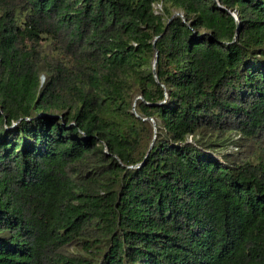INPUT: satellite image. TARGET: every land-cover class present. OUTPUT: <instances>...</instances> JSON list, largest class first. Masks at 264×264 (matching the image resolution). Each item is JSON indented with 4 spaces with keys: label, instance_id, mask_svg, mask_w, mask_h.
Here are the masks:
<instances>
[{
    "label": "trees",
    "instance_id": "1",
    "mask_svg": "<svg viewBox=\"0 0 264 264\" xmlns=\"http://www.w3.org/2000/svg\"><path fill=\"white\" fill-rule=\"evenodd\" d=\"M219 1L0 0V264H264V0Z\"/></svg>",
    "mask_w": 264,
    "mask_h": 264
},
{
    "label": "water",
    "instance_id": "2",
    "mask_svg": "<svg viewBox=\"0 0 264 264\" xmlns=\"http://www.w3.org/2000/svg\"><path fill=\"white\" fill-rule=\"evenodd\" d=\"M217 1H218L219 5H220L221 7H223V8H227L228 10H230V11L235 15V17H236V19H237V22H239V20H238V14H237V11H236V10L231 9L230 7H228V6H226L225 4L221 3L219 0H217ZM177 13L182 14L183 17H184L183 12L177 9V10H174V11L172 12V14L170 15L169 19H170L172 16H174L175 14H177ZM237 32H238V26H237L236 34H237ZM235 36H236V35H235ZM157 53H158V51H157V48H156V50H155V55H154V58H153V67H152L153 70H154V74H155V75H156V60H157ZM134 110H135V108H134Z\"/></svg>",
    "mask_w": 264,
    "mask_h": 264
},
{
    "label": "rangeland",
    "instance_id": "3",
    "mask_svg": "<svg viewBox=\"0 0 264 264\" xmlns=\"http://www.w3.org/2000/svg\"><path fill=\"white\" fill-rule=\"evenodd\" d=\"M161 3V2H160ZM156 8H160V6L158 5V1L156 2V6H155ZM139 96V94H137V97ZM54 114H56L55 112H54Z\"/></svg>",
    "mask_w": 264,
    "mask_h": 264
},
{
    "label": "built area",
    "instance_id": "4",
    "mask_svg": "<svg viewBox=\"0 0 264 264\" xmlns=\"http://www.w3.org/2000/svg\"><path fill=\"white\" fill-rule=\"evenodd\" d=\"M154 5L156 6V2L154 3ZM158 5H159V6H161V3H160V2H158Z\"/></svg>",
    "mask_w": 264,
    "mask_h": 264
}]
</instances>
